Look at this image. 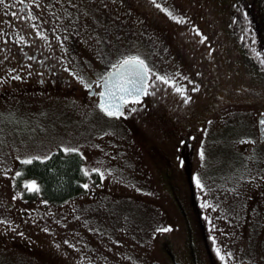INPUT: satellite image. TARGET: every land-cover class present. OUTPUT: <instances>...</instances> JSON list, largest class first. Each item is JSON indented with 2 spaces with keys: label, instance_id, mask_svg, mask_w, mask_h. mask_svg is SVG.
Instances as JSON below:
<instances>
[{
  "label": "rangeland",
  "instance_id": "obj_1",
  "mask_svg": "<svg viewBox=\"0 0 264 264\" xmlns=\"http://www.w3.org/2000/svg\"><path fill=\"white\" fill-rule=\"evenodd\" d=\"M149 2L95 0L88 21L63 14L70 52L58 66L71 87L42 88L0 53V264H224L216 247L232 253L228 264H264V42L254 0ZM260 8L264 23V0ZM129 53L147 60L150 84L155 72L169 75L191 99L156 81L127 115L107 116L76 77L93 85ZM61 144L79 147L104 179L58 205L17 195V157Z\"/></svg>",
  "mask_w": 264,
  "mask_h": 264
},
{
  "label": "flooded vegetation",
  "instance_id": "obj_2",
  "mask_svg": "<svg viewBox=\"0 0 264 264\" xmlns=\"http://www.w3.org/2000/svg\"><path fill=\"white\" fill-rule=\"evenodd\" d=\"M95 0H35L34 3H27V0H11L8 8L0 5L4 11L2 21L6 23L0 35V53L5 52L13 59L15 65L20 70H23L25 77L32 83H40L42 88H57L63 84L71 87V77L65 75L58 64L65 60L67 51L70 49L66 46L69 41H66L65 34H60V22L66 14L70 20L79 17L82 21H88L91 12V4ZM102 8H109L107 2L124 9L126 6H134L141 3L151 5L149 0H99ZM37 4L39 7H37ZM124 4V5H123ZM120 5V6H119ZM129 9V8H126ZM31 10L38 19L32 20V24H36L48 34V39L45 42L40 37L35 35V29H31L29 23L25 19H20L11 13H18L20 17H24ZM65 13V16L63 14ZM152 13V10L151 12ZM92 15V12H91ZM15 25V27H13ZM55 29V31H53ZM6 34V35H5ZM18 35H25L31 43L25 45L18 43ZM61 40L64 41L61 44ZM71 41V40H70ZM66 49V50H65ZM72 54V53H71ZM63 57V59H61ZM70 63H67L69 66ZM98 78V77H97ZM95 78V79H97ZM11 86L20 89L21 82L11 80ZM102 89V85L93 84L88 93L96 96ZM99 99V97H98ZM98 99H96L98 101ZM264 115H261L263 117ZM259 133L264 137V124L260 123Z\"/></svg>",
  "mask_w": 264,
  "mask_h": 264
},
{
  "label": "snow or ice",
  "instance_id": "obj_3",
  "mask_svg": "<svg viewBox=\"0 0 264 264\" xmlns=\"http://www.w3.org/2000/svg\"><path fill=\"white\" fill-rule=\"evenodd\" d=\"M34 2L35 0H27V3ZM10 3L11 0H0V5H3L5 8H8ZM157 6L163 8V11L175 21L184 22L187 19L184 16L173 15V12L163 5ZM37 7H39L38 4ZM11 14L17 16L20 19H25L29 23L30 28L35 29V35L40 37L45 42L47 41V32L45 30H42L36 24L31 23L32 20L38 19V17L31 10H29L24 17H20L18 13ZM247 15L248 13L245 11L244 16L247 17ZM13 27H15V25H13ZM193 28H195V31L200 34L202 40H207V37L203 32H201L200 28L196 27L195 25H193ZM2 31L3 29H0V32ZM53 31H55V29H53ZM60 42L61 44L64 43L63 40H61ZM18 43L27 45L31 43V41L27 39L25 35H18ZM256 55L260 58V62L264 64V54L257 52ZM61 59H63V57H61ZM12 71L15 70L13 69ZM72 74L76 76L75 72H73ZM152 75L153 69L149 66L147 60L142 55L138 53L122 54L116 60V62L111 65L110 69L104 71L94 81V83L102 85V89L97 93L99 97L98 107L109 117H121L123 115H127V113L123 111V105L129 104V102H131L132 104H139L143 96L149 93L152 85H155L156 81L171 85L173 91L179 93L184 97L185 103H187L191 99V97L187 95L185 87L183 85H179L173 77L155 72L154 79H152L150 84L149 77H151ZM177 75H179V73H177ZM17 78L19 79L20 77L17 76ZM76 78L80 80L81 83H83L85 88H92V84L85 81L82 76H77ZM0 79L4 78L0 77ZM185 79H187V77H185ZM193 90H195V88ZM135 110V108H132V111ZM260 123L264 124V120L260 121ZM59 149H62L65 153H78L81 157H83L84 155L80 151L79 147H68L64 144H61L59 145ZM51 155L52 153L49 152L44 155H27L23 157H17V159L20 160L22 164H30L33 160H48ZM199 155L203 160L205 157L203 145H201L199 149ZM81 171L83 172L84 176L88 177L89 179L91 178V173H97L99 179H104V172L99 167H93L89 170L88 167L81 165ZM21 174V171L15 172L16 176H20ZM5 175H8V173L5 172ZM195 181L200 189L206 190L205 184L203 183L199 175H196ZM23 185L29 192H39L41 187L36 179H24ZM83 187L88 188L89 184L83 183ZM17 195H22V193L18 192ZM44 203H47V201H44ZM204 206H208L207 201H204ZM5 223H7V221H5ZM161 230L163 231L166 229ZM213 239H215V237H213ZM216 253L219 256L220 260L224 261V264H228L226 256H231V252L225 254L219 247H216Z\"/></svg>",
  "mask_w": 264,
  "mask_h": 264
},
{
  "label": "trees",
  "instance_id": "obj_4",
  "mask_svg": "<svg viewBox=\"0 0 264 264\" xmlns=\"http://www.w3.org/2000/svg\"><path fill=\"white\" fill-rule=\"evenodd\" d=\"M255 3V29L260 39L264 42V23L258 14L263 0H254ZM255 69H259L255 66ZM264 77V65L260 67ZM260 76V75H259ZM257 76V77H259ZM81 165L85 166L84 159L78 153H65L62 149L53 152L48 160H33L30 164H19L20 176L14 179V187L22 198L28 201L41 199L47 203L62 204L70 199L87 194L88 188L83 183L98 184L101 179L97 173H91V178L85 177L81 171ZM24 179H36L40 184L39 192H29L23 185Z\"/></svg>",
  "mask_w": 264,
  "mask_h": 264
},
{
  "label": "water",
  "instance_id": "obj_5",
  "mask_svg": "<svg viewBox=\"0 0 264 264\" xmlns=\"http://www.w3.org/2000/svg\"><path fill=\"white\" fill-rule=\"evenodd\" d=\"M123 111H124V105H123ZM262 139H263V137H262Z\"/></svg>",
  "mask_w": 264,
  "mask_h": 264
}]
</instances>
